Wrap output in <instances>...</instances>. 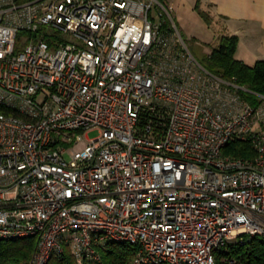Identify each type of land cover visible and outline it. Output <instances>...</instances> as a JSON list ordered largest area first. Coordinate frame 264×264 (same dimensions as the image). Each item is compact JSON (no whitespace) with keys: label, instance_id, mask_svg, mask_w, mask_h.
I'll use <instances>...</instances> for the list:
<instances>
[{"label":"built area","instance_id":"built-area-1","mask_svg":"<svg viewBox=\"0 0 264 264\" xmlns=\"http://www.w3.org/2000/svg\"><path fill=\"white\" fill-rule=\"evenodd\" d=\"M173 15L0 0V241L36 238L31 264L100 263L110 243L132 264H217L264 241V95L205 68Z\"/></svg>","mask_w":264,"mask_h":264},{"label":"trees","instance_id":"trees-1","mask_svg":"<svg viewBox=\"0 0 264 264\" xmlns=\"http://www.w3.org/2000/svg\"><path fill=\"white\" fill-rule=\"evenodd\" d=\"M18 3H28L34 0H16ZM199 11V9H198ZM200 16L210 25L209 16L199 11ZM239 38L224 36L219 40V46L214 52L200 62L210 72L227 80L236 78L238 84L249 91L264 95V61H257L249 66L236 59ZM243 97L250 103L255 98L248 92ZM0 107V111H2ZM224 154L236 158L252 159L256 156L253 145L249 141H233L225 149ZM37 239L31 238L20 241H0V264H31L37 248ZM135 248L128 244L110 243L99 250L102 261L100 263L86 261L85 264H131L135 256ZM217 264H264V241L259 238L251 240L245 246L231 245L226 251L217 253ZM48 264H78L70 251L61 257H54Z\"/></svg>","mask_w":264,"mask_h":264},{"label":"crops","instance_id":"crops-1","mask_svg":"<svg viewBox=\"0 0 264 264\" xmlns=\"http://www.w3.org/2000/svg\"><path fill=\"white\" fill-rule=\"evenodd\" d=\"M174 7L189 6L204 21L199 11L207 14L211 28L220 40L224 36L239 38L236 59L253 66L264 61V0H165ZM199 9V11H198ZM177 23V21H176ZM178 29L179 25L177 23Z\"/></svg>","mask_w":264,"mask_h":264},{"label":"rangeland","instance_id":"rangeland-1","mask_svg":"<svg viewBox=\"0 0 264 264\" xmlns=\"http://www.w3.org/2000/svg\"><path fill=\"white\" fill-rule=\"evenodd\" d=\"M161 1L167 4L165 0ZM173 16L179 25V32L182 38L199 62L205 57L210 56L219 46V40L216 38L215 32L209 28L205 22L199 20V16L194 9L189 6L177 7ZM87 136L90 139H94L99 136V132H90ZM68 251L71 252L69 249ZM215 256L216 259H218V255L216 254Z\"/></svg>","mask_w":264,"mask_h":264}]
</instances>
